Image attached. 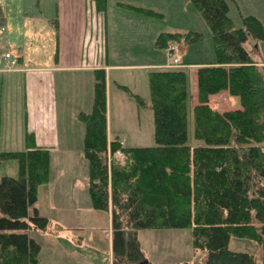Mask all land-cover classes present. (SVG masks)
Masks as SVG:
<instances>
[{
    "label": "trees",
    "instance_id": "trees-1",
    "mask_svg": "<svg viewBox=\"0 0 264 264\" xmlns=\"http://www.w3.org/2000/svg\"><path fill=\"white\" fill-rule=\"evenodd\" d=\"M89 1L104 13L107 0ZM189 1L205 21L213 48L212 60L195 63L192 136L203 144L187 141L182 69L148 72L154 145L133 147L116 137L107 140L104 70H92L90 111L75 115L83 124L90 205L109 212L118 264L143 259L138 230L163 228H189L192 248L204 251L201 264H264V66L244 47L263 38V26L249 15L235 28L227 14L233 0ZM201 39L199 31H162L153 44L162 50L170 41ZM220 91L237 96L239 107L213 108L210 96ZM24 142V150L0 152V160L17 162L16 177L0 178V264H37L39 244L28 230H43L48 223L33 204L36 188L49 178V150L37 146L31 132L24 133ZM230 237L256 242L259 254L230 250Z\"/></svg>",
    "mask_w": 264,
    "mask_h": 264
},
{
    "label": "rangeland",
    "instance_id": "rangeland-1",
    "mask_svg": "<svg viewBox=\"0 0 264 264\" xmlns=\"http://www.w3.org/2000/svg\"><path fill=\"white\" fill-rule=\"evenodd\" d=\"M88 1L76 0L74 12L71 11L73 0H0V6L4 10L5 17H9L11 21H14L11 26L22 39L29 56L36 58V60H32V64L36 62V65H51L54 59L53 56L56 54V21H78L79 17L83 21H109L107 44L111 48L114 58L123 65L127 66L140 62L152 63L153 67L146 69L124 68L117 71L118 79L116 80L114 76H110L109 99L107 101V122L110 131L108 139L118 137L125 147L154 145L147 72L158 67L182 69L185 73L187 92V141L191 145L203 144L200 139H195L192 136L191 109L195 102L194 67L197 62L212 60L213 48L209 29L205 21L192 7L190 1L107 0L103 14L97 13L94 6L92 8V3L89 1L90 4ZM119 3L123 6H119ZM79 4L81 12H79ZM129 6L151 10L155 15L137 12ZM227 14L235 28L242 26L241 17L250 15L261 22L264 31V0H233L228 4ZM170 30L199 31L202 34V39L190 44H185L183 41H170L162 50L155 48L153 41L156 35L159 32ZM258 42L260 55L264 57V32L263 38ZM249 44V41L244 43V47L248 52L251 51ZM169 47L171 48V57L165 51ZM183 47L185 50H183ZM10 51L16 54L15 51ZM85 56L89 64L90 55L86 53ZM178 58H181V65H165L169 62L174 64L171 61ZM23 74V71L0 73V152L21 151L26 147L24 133L30 131L28 127L31 121L27 109L29 90L25 85ZM85 74L65 71L53 72L55 92L58 96L56 109L59 115H61L60 111L69 109L70 104L74 101L70 96V92L73 91V83L76 81H81V95L83 96L85 92L84 101L87 100L82 109H84V112L90 111L93 97V78H91L89 71L87 75L90 79L86 86ZM68 82H71L66 95L68 97L64 99L58 92L61 87H67ZM114 82L125 85L128 89L117 87ZM222 92L224 91L214 95L219 96ZM134 95L140 97L141 102H138ZM229 96L235 98L236 107H239L237 96ZM63 101H66L68 105L62 106ZM210 105L217 108L215 101H211ZM225 107L223 106V109H228L227 106ZM229 107L232 108L233 106ZM63 120L66 123L64 127L70 129L71 144L73 143L72 145L75 147L71 151L72 153L65 155L68 160L74 162L73 169H69V173L75 174L79 179L77 186L68 185L66 186L67 189L64 188L63 193H61L63 209H71V216L63 218V221L65 220L68 225L77 226L80 224L84 227V231H72V237L68 236L67 238L72 239L75 237L76 239L77 235H82L85 243H87L86 250L90 249L91 252L97 251L98 244L107 262L109 251L106 231L107 225L109 226L110 223L109 216L107 212L95 210L90 205L86 183L87 163L81 151L83 124L77 118L70 121L69 118L65 120L63 116ZM34 142L36 144V141ZM77 149L79 150L77 151ZM59 155L61 156V154L51 155L50 159L54 160L51 167L57 166L56 161L59 160ZM2 176H17V162L15 159L0 160V178ZM71 189L73 191L69 196ZM37 190V200L33 206L37 207L40 216L48 219L46 230L51 231L54 228L53 221L55 218L53 216L54 207L51 206L49 201L50 192L46 191L48 189L44 186H38ZM31 213L32 209L30 207L28 214ZM137 233L140 246L146 257L155 264H201L204 251L192 248L189 228L141 229ZM28 235L37 241L41 247L40 259H42V264H50L47 254L51 246L48 242L47 233L43 234L40 231L30 229ZM227 246L230 250L244 251L255 256L260 251L256 242L243 238L230 237ZM59 264L69 263L62 262Z\"/></svg>",
    "mask_w": 264,
    "mask_h": 264
},
{
    "label": "crops",
    "instance_id": "crops-1",
    "mask_svg": "<svg viewBox=\"0 0 264 264\" xmlns=\"http://www.w3.org/2000/svg\"><path fill=\"white\" fill-rule=\"evenodd\" d=\"M75 1L76 0H73V8L71 9L72 12L75 11ZM118 5L121 7L123 6L120 3ZM0 12L2 16V23L4 25V32L0 36L1 44L6 48L11 49L12 51H15L16 55L19 58V70L12 71V73L23 71V75L25 77L26 82L25 85L29 90V98H27V109L29 110L30 121L32 124H30V126L28 127L30 130L29 132L34 135V141H36L37 146L45 147L49 150V178L46 183L39 186L46 187V189H48L46 191L50 192L51 197L49 198V201L51 202V206L54 207V228L51 229V231H47L46 228L43 230H34L40 231L43 234L47 233L48 242L51 246L47 254L49 257L48 259L50 264H59L62 262H67L69 264H118L114 262L111 252L110 223L109 226L107 225L106 231L107 240L109 241V244L107 241V247L109 251L107 262L105 260L106 258L104 257V253L98 247V244L97 251L91 252L90 249H87L89 251L86 250L87 243H85V240L84 238H82V235H77L76 239L75 237L72 239L67 238L68 236L72 237V231H84V227L80 224H78L77 226L71 224L68 225L65 223V220L63 221V218H68V216H71V209H63L64 205L63 203H61L63 199L61 198V193H63L64 188L67 189L66 186L69 185L75 187L78 185L79 182V179H77L75 174L72 175L69 173V169H73L72 167L74 166V162H71L65 157L66 154L72 153L71 151H73L75 147L72 145L73 143L71 144L72 141L70 137V129H66V127H64V124L66 123L63 120V116L65 120L67 118H69L70 121L76 119L75 115L79 111H84L82 107L85 106L87 100L84 101L85 92L83 96L81 95V81L74 82V89L72 92H70V96L74 99V101L70 104L69 109H67L66 111H60L59 113L61 115H59L58 110L56 109V99H58V96L55 92L53 72L65 71L69 73H86L85 77L87 86V82L90 79L87 75L89 71L91 78H93L92 70L97 68H101L104 70L106 138L109 141L111 139H108V133H110V131L108 129L107 122V101L109 99L108 91L110 76H114L116 80L118 79V75L116 72L121 71L124 68L146 69L149 67H153V65L152 63L147 64L144 62L133 63L127 66L123 65L122 63L117 61V59L114 58L113 52L111 53V48L107 44V32L109 28V21H83L82 19H80V17L78 21H56V54H54L53 56L54 59L51 65H36V62H34L35 64H32V60H36V58L29 56V52L27 51L26 47H24L22 39L19 37L18 33L14 30V28H12L11 25H13L12 22L14 21H11L9 17H5L4 10L1 6ZM79 12H81L80 4ZM174 32L182 31L174 30ZM249 46L251 49V51L249 50V52H252L250 53L252 59L256 61L259 65L264 66V57H261L260 55L259 42H252L249 44ZM183 50H185L184 47ZM86 53L90 55L89 64L85 56ZM180 59L181 58H178L177 60L182 64ZM165 65H167V63ZM116 82H114V85H116L117 87L123 86ZM70 83L71 82H68L67 87H61L62 92L61 89L58 92L64 99L68 93V87ZM124 87L128 89L125 85ZM211 101H215L217 104V108L220 110L223 109V106H227L228 109L237 108V102L235 98L230 97L226 92H222L221 94H219V96H215L213 94L212 96H210L209 102ZM66 104V101L62 102V106H65ZM229 106L233 107L231 108ZM119 141L121 142L122 146H124L122 141ZM78 150L79 149H77V151ZM52 154H61V156L59 155V160L56 161L57 166L55 167H51V163L52 161H54L53 159H50ZM37 191L38 190L36 188V200ZM71 191H73V189L70 190L69 196H71ZM107 214L109 216V212H107ZM136 236L139 242L138 233L136 234ZM93 245L94 242L92 243V247ZM140 249L143 252V259L137 264H155L146 257L141 246ZM40 252L41 247L39 245L37 264H42V259H40Z\"/></svg>",
    "mask_w": 264,
    "mask_h": 264
},
{
    "label": "built area",
    "instance_id": "built-area-1",
    "mask_svg": "<svg viewBox=\"0 0 264 264\" xmlns=\"http://www.w3.org/2000/svg\"><path fill=\"white\" fill-rule=\"evenodd\" d=\"M3 32H4V25L1 22L0 35H2ZM10 50L11 49H8L5 46H3L0 41V73L19 70V58L16 54H13ZM170 50L171 48L169 47L165 51L166 54L171 57ZM171 62H174V64L169 62L166 66H168L169 64H171V66H176L181 64L180 62H178L177 59H173ZM116 155H120V152L117 151Z\"/></svg>",
    "mask_w": 264,
    "mask_h": 264
}]
</instances>
